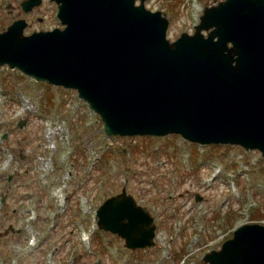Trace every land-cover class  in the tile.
Returning a JSON list of instances; mask_svg holds the SVG:
<instances>
[{
  "label": "rangeland",
  "instance_id": "obj_1",
  "mask_svg": "<svg viewBox=\"0 0 264 264\" xmlns=\"http://www.w3.org/2000/svg\"><path fill=\"white\" fill-rule=\"evenodd\" d=\"M21 1L0 0V32L18 19L28 24L24 35L61 28L53 2L24 14ZM220 1L144 6L165 14L173 42L192 34L203 9ZM102 126L75 91L0 67V264H207L203 256L239 226L264 225L255 213L264 212L259 152L179 136L109 137ZM122 189L153 217L152 249L129 251L92 229L96 210ZM82 234L89 240L82 243Z\"/></svg>",
  "mask_w": 264,
  "mask_h": 264
},
{
  "label": "water",
  "instance_id": "obj_2",
  "mask_svg": "<svg viewBox=\"0 0 264 264\" xmlns=\"http://www.w3.org/2000/svg\"><path fill=\"white\" fill-rule=\"evenodd\" d=\"M63 30L0 33V66L75 89L115 136L180 134L200 144L239 145L264 157V0L205 8L193 35L166 39L168 21L139 0H50ZM42 0H24L27 14ZM206 32V36L203 34ZM99 227L128 249L154 245L148 212L125 195L105 201ZM209 264H264V227L244 225Z\"/></svg>",
  "mask_w": 264,
  "mask_h": 264
},
{
  "label": "bare ground",
  "instance_id": "obj_3",
  "mask_svg": "<svg viewBox=\"0 0 264 264\" xmlns=\"http://www.w3.org/2000/svg\"><path fill=\"white\" fill-rule=\"evenodd\" d=\"M50 135H51V134H49L48 139H50ZM60 194H61V191H59V192L57 193L58 196H59Z\"/></svg>",
  "mask_w": 264,
  "mask_h": 264
},
{
  "label": "trees",
  "instance_id": "obj_4",
  "mask_svg": "<svg viewBox=\"0 0 264 264\" xmlns=\"http://www.w3.org/2000/svg\"><path fill=\"white\" fill-rule=\"evenodd\" d=\"M228 216H230V213H229V214H227V217H228Z\"/></svg>",
  "mask_w": 264,
  "mask_h": 264
}]
</instances>
